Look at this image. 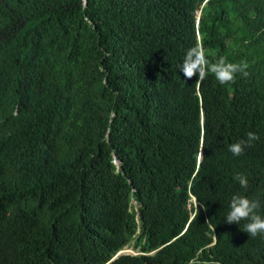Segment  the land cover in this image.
<instances>
[{
    "label": "trees",
    "instance_id": "obj_1",
    "mask_svg": "<svg viewBox=\"0 0 264 264\" xmlns=\"http://www.w3.org/2000/svg\"><path fill=\"white\" fill-rule=\"evenodd\" d=\"M197 44L248 75L184 77ZM240 193L264 215V0H0V264H264Z\"/></svg>",
    "mask_w": 264,
    "mask_h": 264
},
{
    "label": "clouds",
    "instance_id": "obj_2",
    "mask_svg": "<svg viewBox=\"0 0 264 264\" xmlns=\"http://www.w3.org/2000/svg\"><path fill=\"white\" fill-rule=\"evenodd\" d=\"M208 55L209 53L203 45L197 44L186 51L178 69L183 73L184 77L189 79L198 75L197 83L204 81L207 75L211 73L220 85H225L230 82L234 83L237 74H241L245 77L248 75V72L246 71L248 64L246 62H229L227 58L223 56L216 59L215 62H210ZM257 140V135L250 132L247 134L246 141H239L229 145L228 151H230L233 156L238 157L243 154L246 147H251L252 142ZM200 158L201 153L199 160ZM233 179L239 183L242 189H246L248 187L249 180L246 175L237 174L233 177ZM260 208L261 202L259 200L244 193L234 194L230 199L228 211L224 220L229 225L236 224L238 228H244L243 232L247 233L250 237H256L258 235L264 236V215L258 214V210ZM214 245L215 238L213 237L210 244L198 251L196 258L198 259V256H200L204 250L212 249ZM123 250L119 251L106 264H109L118 256H121Z\"/></svg>",
    "mask_w": 264,
    "mask_h": 264
},
{
    "label": "rangeland",
    "instance_id": "obj_3",
    "mask_svg": "<svg viewBox=\"0 0 264 264\" xmlns=\"http://www.w3.org/2000/svg\"><path fill=\"white\" fill-rule=\"evenodd\" d=\"M131 254H137V251L134 250L132 246L125 247L124 250H123L122 255H131Z\"/></svg>",
    "mask_w": 264,
    "mask_h": 264
},
{
    "label": "bare ground",
    "instance_id": "obj_4",
    "mask_svg": "<svg viewBox=\"0 0 264 264\" xmlns=\"http://www.w3.org/2000/svg\"><path fill=\"white\" fill-rule=\"evenodd\" d=\"M208 19V18H207ZM211 22V21H210ZM209 30V29H208ZM209 35V34H208ZM205 40V39H204ZM210 42V41H209ZM174 63V62H173ZM176 67V66H175ZM34 209V208H33ZM32 209V210H33ZM24 210H25V208H24ZM30 210V209H29ZM34 214V213H33ZM34 218H36V217H34ZM39 219H40V217H39ZM78 225V224H77ZM93 228V227H92ZM80 230V229H79ZM84 230V229H83ZM101 232V231H100ZM67 234V233H66Z\"/></svg>",
    "mask_w": 264,
    "mask_h": 264
}]
</instances>
